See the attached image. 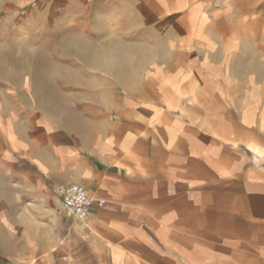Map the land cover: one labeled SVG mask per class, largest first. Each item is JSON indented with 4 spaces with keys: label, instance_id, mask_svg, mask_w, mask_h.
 Wrapping results in <instances>:
<instances>
[{
    "label": "crops",
    "instance_id": "1",
    "mask_svg": "<svg viewBox=\"0 0 264 264\" xmlns=\"http://www.w3.org/2000/svg\"><path fill=\"white\" fill-rule=\"evenodd\" d=\"M39 2L0 30V264H264V0Z\"/></svg>",
    "mask_w": 264,
    "mask_h": 264
},
{
    "label": "built area",
    "instance_id": "2",
    "mask_svg": "<svg viewBox=\"0 0 264 264\" xmlns=\"http://www.w3.org/2000/svg\"><path fill=\"white\" fill-rule=\"evenodd\" d=\"M56 192L60 198L62 210L76 220L85 218L95 203L85 187L78 183L61 184ZM96 203L102 205L104 200L98 199Z\"/></svg>",
    "mask_w": 264,
    "mask_h": 264
},
{
    "label": "rangeland",
    "instance_id": "3",
    "mask_svg": "<svg viewBox=\"0 0 264 264\" xmlns=\"http://www.w3.org/2000/svg\"><path fill=\"white\" fill-rule=\"evenodd\" d=\"M13 1H15V3H13ZM13 1L0 0V30H5L4 32L11 28H19L23 23L26 13L39 10L41 8L39 0H32L28 3H19L23 0ZM6 56L7 54L4 53L3 58L0 61L1 70L5 72L8 67Z\"/></svg>",
    "mask_w": 264,
    "mask_h": 264
}]
</instances>
